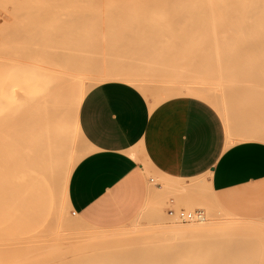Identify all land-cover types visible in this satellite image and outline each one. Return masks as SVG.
<instances>
[{
	"label": "rangeland",
	"instance_id": "1",
	"mask_svg": "<svg viewBox=\"0 0 264 264\" xmlns=\"http://www.w3.org/2000/svg\"><path fill=\"white\" fill-rule=\"evenodd\" d=\"M201 2L105 0L59 3L56 0H6L4 4L9 13L6 17L1 16V22L8 28L4 26L0 29V38L5 33L12 41L15 35H21V30L25 34V39L21 42L22 46L45 44L55 38L53 33H57L61 22H71L70 19L74 21V25L69 24L72 28L68 27L70 33L73 32V36L69 35V37L74 43L84 42L85 39L89 52L86 53L87 57L83 56L82 60L74 65V69L81 73L86 71L92 82L83 94L78 109H72L70 102L66 114L70 128L80 134L73 142L75 146L73 148L77 149L80 160L90 152L81 128L82 106L94 91L109 84H121L134 89L148 103L153 100V107L163 101L182 97L201 100L210 105L221 117L228 146L241 142L264 144V140H245V138H253L259 131L264 132V56L263 59L259 58L261 54L264 55V47L248 50L245 43H240V39L237 40L238 45L235 44L234 47V44H220L219 36L224 33L223 28L228 25L230 28H226V32L230 29L233 31L232 36L235 35L236 38H239L237 35H241L240 38L244 36L242 42L244 38L247 39L246 30L241 29L242 26H245V29L247 27L245 22L247 12L245 9L239 12L237 9L217 8L222 6V3L219 6L218 2L205 1L208 2L206 6L211 4L207 6L208 10L206 9L211 11L210 14L198 8ZM202 3L201 6H204L205 3ZM60 4L65 5L64 8H60ZM228 4H233L235 7L240 6L239 4L243 5L239 2ZM209 6L213 8L216 6L217 9ZM65 14L68 16H64ZM234 15L237 18L233 17ZM190 18L192 21L189 22ZM194 20L195 22L197 20V24ZM222 21L227 22L228 25L225 22L224 25ZM84 22L87 24L85 25ZM188 32L190 33L187 34ZM72 44L73 42L71 46ZM256 71L258 74L255 73ZM101 76L116 77V79L101 83L97 81ZM76 117L77 120L79 118L81 131ZM9 153L11 154V151ZM10 156H8L9 168L12 166ZM34 157L27 158L30 159L29 161L23 160L22 164L26 168L22 165L19 172L21 174H18L20 178L16 179L15 185L9 183L11 185L7 186L15 187L14 190L11 188L6 191V196L12 191L15 192L13 196L9 195L6 201L10 199L7 202H11L9 205H13L12 208L15 207L16 210L12 209V212L19 210V213H13V216L17 215V218H14L19 221V225L20 222L21 225L25 224L21 253L25 257V263L30 256L35 255L37 264H223L228 253L236 251L237 237H232L233 242L228 246L217 238V229L213 230L215 232L213 234L208 233L215 237H208L211 235L207 234L208 236L202 237L173 236V238L169 235L170 227H168L172 222L183 226L190 222H183L170 216L169 211L187 213L201 211L205 216L207 215L206 217L217 221L236 218L238 221L243 220L241 222L243 224L264 223L262 212L245 214L243 210L234 211L222 206L215 195L213 200L210 175L176 180L162 173L157 174L149 163L145 165V174L149 187L154 189V194L130 222L112 229H99L73 215L71 205L67 208L61 195L64 189L63 171L57 174L53 186H56L53 188L56 192L53 198L56 199V203L58 202L57 208L55 206V219L44 221L43 213L36 208L30 192L31 178L38 161ZM9 171L12 173L11 170ZM10 172L8 179L11 178ZM156 186L158 188H155ZM240 207L243 208L242 205Z\"/></svg>",
	"mask_w": 264,
	"mask_h": 264
},
{
	"label": "bare ground",
	"instance_id": "2",
	"mask_svg": "<svg viewBox=\"0 0 264 264\" xmlns=\"http://www.w3.org/2000/svg\"><path fill=\"white\" fill-rule=\"evenodd\" d=\"M56 1L59 3H64L93 2L105 0ZM197 1H202L204 3L205 1L218 2L220 3L219 6L222 3V6L217 8H223L226 10L237 9L238 11H241L242 9V12L244 9L246 10L245 12H247V21L245 20V22H247V27L245 29V26H242L244 29L242 27L241 29L244 31L246 30L245 37H247V39L244 38V42H242L243 40L241 39L244 36H242V38H240V34V36L237 35V37L239 38H236L235 35L232 36L233 31H231L230 29L226 32L225 30L229 27V25L227 24V22L224 21L228 25V27H224V31L222 29L224 33L221 32L222 35L220 34L221 36H219V38L221 37V42L218 39L220 44H234V47L236 46L235 44L238 45L237 40L240 39V43H245L247 45L248 50L257 47H264V0ZM202 2L201 4H203ZM232 2L243 3V5L241 6V4H239L240 6L236 5L235 7V5L233 6V4H231ZM4 3H6V0H0V29H3L4 26L5 28L7 27V25H4V23L1 22V16L2 18L6 17L9 13V10L7 11V6ZM186 3L190 4V2ZM207 3H205L204 6L198 4V8H200L201 11L202 9H204L203 11L205 12L206 9L208 10L207 6L211 5L208 4L206 6ZM228 3H230L231 5H229ZM64 6L65 5L63 4L59 5L60 8H64ZM188 6L189 5H187V7ZM71 7L78 8L79 6ZM192 7H189V9H192ZM209 8H213V6H209ZM214 8H216V6ZM194 10L195 9H193V11ZM207 10L206 12H210L211 14V11ZM233 14L234 13H232V15ZM199 15L201 14L199 13ZM222 15L224 14L222 13ZM64 16H68V14H65ZM239 16L238 18H240ZM233 17H235V15ZM200 18L203 19L202 17ZM200 18L196 19L199 20ZM191 19L192 18L189 19V22ZM197 20L196 22L194 20L196 24ZM70 21L72 23L74 22L71 19ZM71 22H61L62 24L59 25L57 28V33H53V36L55 38H53L52 41L49 40L45 44L36 43L33 46H28L26 44L22 46L21 42L24 41L25 34L21 30V35L18 34L17 36L15 35V37L12 36V41L8 39L9 35L5 33L0 38V203H2L0 205V264H37V256H30L27 263H25V257L21 255L23 251L22 244L25 238V231L23 225L25 224L21 225L22 222H20V225L22 227L19 225V221L14 218H17V215L15 214H17L19 210L14 211L16 213L14 214L15 216H13L14 212H12V209H15V207L12 208L13 205H9V203L11 202H7L10 199L6 201V198H9V195L13 196L15 193H13L12 191L11 194L6 196L7 190H10L11 188H13L14 190L15 188H8L7 186L11 185L9 183H12V186L16 184L15 181L17 182L18 180V174L19 172H21L20 169H22V163H24L23 160H28L27 158H30L31 156H35L34 158L38 160L36 161L37 163L35 162L36 164L31 178V189L29 187L28 188L30 189L31 194L33 195V203L36 204V208L43 213V218H45L44 221H51L55 219V206L57 208L58 202L56 203V199H54L56 192L55 190H53V188H55L56 186H53L56 183L55 179L58 177L57 174L61 171L65 173L64 189L62 192L63 194L61 195L63 196V200L66 204V207H70V204L68 202L69 179L73 171V167L76 165V163L80 161L77 149L73 148L75 147L73 146V142L75 141L74 138H77V136H79L80 134L76 132L75 129L72 130L70 128V125L67 123L66 120V114L68 112V104L70 102H72V109H78L83 94L85 93L87 88L90 87V85L92 84L90 79L91 77L87 75L86 71H82L81 73V71L74 69V65H76L77 62L81 61L83 56L87 57L86 53L89 52L87 50L88 43L85 42V39L84 42H78L79 44L75 42L77 43L75 44L74 40L72 41L69 37V35L73 36V32L70 33V29L72 28L70 26L74 25V23L72 24ZM224 22L223 24L225 25ZM69 24L71 25L69 26ZM86 24L87 23H85V25ZM207 24H209V21ZM68 27H70V29ZM189 33L190 32H188L187 34ZM6 35L7 38H5ZM72 39L74 38L72 37ZM72 42L73 44L71 46ZM247 49L245 48V50ZM250 56L247 57L250 58ZM258 56L259 55H257V57ZM262 56L264 55L261 54L259 58L263 59ZM223 57H225V55ZM257 57L255 58L257 59ZM249 58H247V60ZM249 60L248 62H250ZM27 66L29 67L27 68ZM255 73H257V71ZM109 79H116V77L107 78L101 76L97 78V81H100L102 83L108 81ZM76 121H78L77 117ZM247 139L264 140V132L259 131L253 138H245V140ZM9 151H11V154L9 153ZM9 155H11L10 159L12 161V164L10 163L12 165H10V168L8 166ZM9 170H11L12 173ZM9 172L11 175L10 179H8ZM23 181H25V179ZM210 188L212 199L215 200L212 192L211 183ZM13 202L14 201H12V203ZM16 204L18 203L16 202ZM201 214L202 215L197 220L188 221L190 222V224L185 226L181 224L179 225L177 222V224L175 222H172L171 226H168L170 227V234H168L170 236L172 235V237L174 236L175 238L198 236L202 237L206 236L210 232L212 234L215 233L213 232V230L217 229V238L222 240L227 246L230 242H233L232 237L238 238L237 247L235 249L236 251L231 254L228 253L223 264H264V223L243 224L241 223L243 220L238 221L236 220V218H228L229 220L222 221L218 219L217 221L211 217H206L207 215L205 216L203 212H201ZM21 216H23V214ZM212 234H208L211 236H207L212 237ZM213 237H215V235ZM189 256L191 257L192 255Z\"/></svg>",
	"mask_w": 264,
	"mask_h": 264
},
{
	"label": "crops",
	"instance_id": "3",
	"mask_svg": "<svg viewBox=\"0 0 264 264\" xmlns=\"http://www.w3.org/2000/svg\"><path fill=\"white\" fill-rule=\"evenodd\" d=\"M152 103L121 84L98 88L86 99L80 122L90 152L74 167L68 185L75 216L99 229L133 220L154 194L147 163L176 180L210 175L222 206L264 213L263 143L228 146L221 117L201 100Z\"/></svg>",
	"mask_w": 264,
	"mask_h": 264
},
{
	"label": "built area",
	"instance_id": "4",
	"mask_svg": "<svg viewBox=\"0 0 264 264\" xmlns=\"http://www.w3.org/2000/svg\"><path fill=\"white\" fill-rule=\"evenodd\" d=\"M73 215H75V213H73ZM169 215L174 216L183 222H188L191 220H197L202 214L200 211H197L194 213H187L184 211L176 212V211L171 210V211H169Z\"/></svg>",
	"mask_w": 264,
	"mask_h": 264
}]
</instances>
